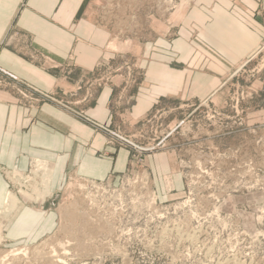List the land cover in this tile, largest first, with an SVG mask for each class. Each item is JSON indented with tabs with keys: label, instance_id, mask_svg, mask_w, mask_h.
Wrapping results in <instances>:
<instances>
[{
	"label": "rangeland",
	"instance_id": "obj_1",
	"mask_svg": "<svg viewBox=\"0 0 264 264\" xmlns=\"http://www.w3.org/2000/svg\"><path fill=\"white\" fill-rule=\"evenodd\" d=\"M190 1L96 0L95 20L123 53L99 64L105 73L84 81L86 88L135 85L141 44L173 36ZM40 95L105 132L106 144L126 149L129 160L115 182L72 174L48 194L40 168L52 175L51 162L32 158L23 171L2 169L22 204L12 218L27 206L52 224L32 240H9L10 215L0 213V264H264V41L204 100L164 102L137 122L118 113L112 125L99 124L55 94Z\"/></svg>",
	"mask_w": 264,
	"mask_h": 264
},
{
	"label": "crops",
	"instance_id": "obj_2",
	"mask_svg": "<svg viewBox=\"0 0 264 264\" xmlns=\"http://www.w3.org/2000/svg\"><path fill=\"white\" fill-rule=\"evenodd\" d=\"M95 6L96 0H0V209L8 194L2 169L23 171L32 158L52 163L54 191L72 174L115 182L127 167L126 149L107 145L105 132L40 93L73 103L99 124L112 125L118 113L137 122L164 102L204 100L264 41V0H191L173 36L141 44L135 85L122 89L113 80L86 88L84 81L105 73L99 64L123 53L95 20ZM157 159L148 158L152 174ZM13 214L9 240H32L52 224L49 214L27 206Z\"/></svg>",
	"mask_w": 264,
	"mask_h": 264
},
{
	"label": "bare ground",
	"instance_id": "obj_3",
	"mask_svg": "<svg viewBox=\"0 0 264 264\" xmlns=\"http://www.w3.org/2000/svg\"><path fill=\"white\" fill-rule=\"evenodd\" d=\"M43 161H41L42 163ZM35 167H37L34 172H35V175L37 173V170H38V165ZM43 164H42V168L40 169H44L43 172L41 173V176H40V182H39V186H41V189L44 191V193H47L49 192V188H50V183H51V179H52V175H51V171L50 169H45V167L43 168ZM39 174V173H38ZM38 176V175H36ZM33 178V177H32ZM35 178V177H34ZM39 178V177H37ZM45 195V194H44ZM43 195V196H44ZM42 195H37L36 197L33 195L34 199L36 200L37 198L41 197ZM29 197H31V194L29 195ZM19 202V199L16 197V195L13 193V192H8L7 194V198H6V202L3 206V208L0 210V213H1V216L4 220H6L10 213L14 210V208L17 206ZM1 238V237H0Z\"/></svg>",
	"mask_w": 264,
	"mask_h": 264
},
{
	"label": "built area",
	"instance_id": "obj_4",
	"mask_svg": "<svg viewBox=\"0 0 264 264\" xmlns=\"http://www.w3.org/2000/svg\"><path fill=\"white\" fill-rule=\"evenodd\" d=\"M46 163V162H45ZM47 166V165H46Z\"/></svg>",
	"mask_w": 264,
	"mask_h": 264
}]
</instances>
